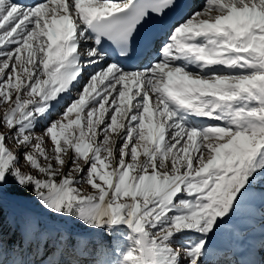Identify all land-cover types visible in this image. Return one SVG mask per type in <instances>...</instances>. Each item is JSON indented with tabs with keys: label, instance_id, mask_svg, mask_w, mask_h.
<instances>
[{
	"label": "snow or ice",
	"instance_id": "1",
	"mask_svg": "<svg viewBox=\"0 0 264 264\" xmlns=\"http://www.w3.org/2000/svg\"><path fill=\"white\" fill-rule=\"evenodd\" d=\"M0 108V264H209L264 203V0H0Z\"/></svg>",
	"mask_w": 264,
	"mask_h": 264
},
{
	"label": "bare ground",
	"instance_id": "2",
	"mask_svg": "<svg viewBox=\"0 0 264 264\" xmlns=\"http://www.w3.org/2000/svg\"><path fill=\"white\" fill-rule=\"evenodd\" d=\"M31 2V0H28ZM196 2L198 6L200 2ZM259 192V191H258ZM260 195L254 194L253 198L249 201L245 202L244 205L239 209L238 213L235 216H232L231 219L225 218V222L220 226V230L216 233L215 243L219 244V246L223 247L224 243L222 242L223 237L229 235L228 238L231 240V245L233 250H229L232 259H227L228 263L237 264H244V262L252 257L249 255V248L252 244L258 243L260 238V229L257 233L252 234L250 237L244 239H240V231L245 228H252L255 225L256 219H261V204L260 199L257 198ZM260 222V221H259ZM258 220L256 222V225ZM222 242V243H221ZM245 243V244H244ZM231 246H229L230 248ZM226 251V249H222ZM243 254V255H240ZM227 258V256H226Z\"/></svg>",
	"mask_w": 264,
	"mask_h": 264
},
{
	"label": "rangeland",
	"instance_id": "3",
	"mask_svg": "<svg viewBox=\"0 0 264 264\" xmlns=\"http://www.w3.org/2000/svg\"><path fill=\"white\" fill-rule=\"evenodd\" d=\"M197 2H200L197 7H199V6H201L203 4V0H197ZM2 111H3V109L0 108V114H2ZM37 131H40V129L38 128ZM46 147H51V145L48 144V145H46ZM71 155L72 154L70 152L69 153V156H71ZM22 170L29 171V169L27 167H24ZM65 171H67V168L65 169ZM258 191L259 190H257L256 194L257 195H260V191L259 192ZM25 199H27V198H25ZM257 199L258 200L260 199V202H262L261 201V195ZM29 203H30V206H32L33 208H36V210L39 211L38 207L35 205L34 202H29ZM260 214H261V219H256V222L258 220L257 225H256V222H255L254 227H252V228H249L248 227V228H245V229H243V230L240 231V234H243L245 238H248L252 234L257 233L258 230H259V228H261L262 226H264V215H262V214H264V203L261 204ZM228 237H229V235H227V236L225 235L223 237V239L225 238L224 240H222V242L224 243V246L223 247L219 246V244H216L214 242L215 239L213 238V247H212V250H211V255L209 257V264H231V263H228L227 262V259H229V260L232 259V255H231V253H230L229 250H233L232 245H231V240ZM229 246H231V247L229 248ZM226 248H227L226 251H223L222 250V249H226ZM226 256H227V258H226ZM237 264H240V263L238 262Z\"/></svg>",
	"mask_w": 264,
	"mask_h": 264
},
{
	"label": "trees",
	"instance_id": "4",
	"mask_svg": "<svg viewBox=\"0 0 264 264\" xmlns=\"http://www.w3.org/2000/svg\"><path fill=\"white\" fill-rule=\"evenodd\" d=\"M6 235L8 234V230H7V228H6ZM13 239H15V236H13ZM106 239H108L107 237H106Z\"/></svg>",
	"mask_w": 264,
	"mask_h": 264
}]
</instances>
